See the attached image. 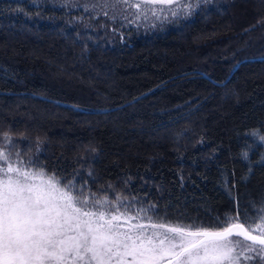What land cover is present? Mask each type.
Here are the masks:
<instances>
[{"label":"trees","instance_id":"obj_1","mask_svg":"<svg viewBox=\"0 0 264 264\" xmlns=\"http://www.w3.org/2000/svg\"><path fill=\"white\" fill-rule=\"evenodd\" d=\"M61 2L0 0V149L165 223H259L264 0L139 23Z\"/></svg>","mask_w":264,"mask_h":264},{"label":"snow or ice","instance_id":"obj_2","mask_svg":"<svg viewBox=\"0 0 264 264\" xmlns=\"http://www.w3.org/2000/svg\"><path fill=\"white\" fill-rule=\"evenodd\" d=\"M177 0H144L172 4ZM140 8L141 5H135ZM264 140V137L260 138ZM5 141L11 139L5 135ZM0 150V264H241L264 262V208L255 220L227 217L217 229L153 225L165 229L157 242L142 233L121 232L102 211L88 208L89 198L75 185L61 184L43 168L35 170ZM101 203V201H96ZM143 227V226H140ZM239 249V251H238ZM131 258V259H129Z\"/></svg>","mask_w":264,"mask_h":264},{"label":"rangeland","instance_id":"obj_3","mask_svg":"<svg viewBox=\"0 0 264 264\" xmlns=\"http://www.w3.org/2000/svg\"><path fill=\"white\" fill-rule=\"evenodd\" d=\"M61 1H62L61 3L68 4L70 7H72V6H85L86 4L85 1L87 0H61ZM92 1L95 2V5L96 2H101L99 5L101 7L103 2L104 5H109L108 4L109 1H117V0H92ZM118 1H122L123 3H125L124 5L129 10L128 17L132 19V22L139 23V22L160 21V20H165L167 18L183 15L189 9L196 6L203 0H177V2H174L172 4H161V3L146 4L144 3V0H118ZM137 3L141 5L140 8H137L135 6ZM261 137H264V135ZM261 141L263 142L264 145V140ZM11 157L13 163H15L17 161V158L12 156V154ZM24 164L27 165L28 163L24 162ZM29 167L35 170H39L40 168H42L41 166H35V165H29ZM45 171L49 175H53L47 170ZM60 181L62 185L66 184L62 180ZM74 194L79 196L81 192L75 188ZM83 195L89 198L88 208L94 212H99V211L104 212L105 219H108L112 214L118 215L120 218L118 221H114V223H118L120 225L121 232H130L133 235L142 233L145 236L153 237L154 233L159 234L166 231L165 229L159 227H153V225L164 224L174 227L177 226L171 223L162 222L159 219L154 218L153 215H150L147 212L141 210L137 206L128 205V203L123 202V200H108L107 198L91 196L89 194H83ZM96 201H101V203H96ZM153 239L158 242L161 239V236L156 235L155 237H153ZM245 254L248 256L255 257V259L244 260L243 257H241V264H264V262H262L260 258L256 256L255 253L246 252ZM167 259L168 258H165L164 261H166Z\"/></svg>","mask_w":264,"mask_h":264},{"label":"water","instance_id":"obj_4","mask_svg":"<svg viewBox=\"0 0 264 264\" xmlns=\"http://www.w3.org/2000/svg\"><path fill=\"white\" fill-rule=\"evenodd\" d=\"M162 264H167V260H166V261H164V262H162Z\"/></svg>","mask_w":264,"mask_h":264}]
</instances>
